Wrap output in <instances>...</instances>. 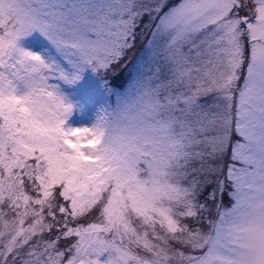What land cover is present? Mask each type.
Wrapping results in <instances>:
<instances>
[{"label": "snow or ice", "instance_id": "snow-or-ice-1", "mask_svg": "<svg viewBox=\"0 0 264 264\" xmlns=\"http://www.w3.org/2000/svg\"><path fill=\"white\" fill-rule=\"evenodd\" d=\"M0 264H264V0H0Z\"/></svg>", "mask_w": 264, "mask_h": 264}]
</instances>
